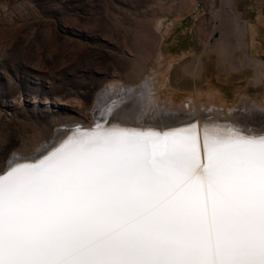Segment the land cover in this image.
Returning a JSON list of instances; mask_svg holds the SVG:
<instances>
[{"label":"snow or ice","instance_id":"obj_1","mask_svg":"<svg viewBox=\"0 0 264 264\" xmlns=\"http://www.w3.org/2000/svg\"><path fill=\"white\" fill-rule=\"evenodd\" d=\"M125 103L0 173V264H264V133L110 123Z\"/></svg>","mask_w":264,"mask_h":264},{"label":"rangeland","instance_id":"obj_2","mask_svg":"<svg viewBox=\"0 0 264 264\" xmlns=\"http://www.w3.org/2000/svg\"><path fill=\"white\" fill-rule=\"evenodd\" d=\"M233 3L247 29L240 44L228 36L223 51L213 45L222 27L212 14L222 0L186 9L175 0H0V166L13 154L40 151L56 128L89 124L99 92L117 84L136 86L145 96L140 107H152L141 112L144 130L161 127L156 105L210 102L193 95L206 86L225 95L210 113L264 115V76L254 82L247 63L250 56L264 64V24L258 29L257 21L264 0ZM232 58L242 62L233 66ZM197 60L202 75L189 67ZM166 84L176 102L160 95Z\"/></svg>","mask_w":264,"mask_h":264},{"label":"bare ground","instance_id":"obj_3","mask_svg":"<svg viewBox=\"0 0 264 264\" xmlns=\"http://www.w3.org/2000/svg\"><path fill=\"white\" fill-rule=\"evenodd\" d=\"M222 1H223L222 8L219 11L212 13L214 14L213 15L214 19L218 20L219 23H222V26H223L222 27L223 29H221L222 30V35H220L221 38L217 40L213 45L220 47L223 51H226L225 47L227 46V42L225 40L228 38V36L233 35L237 37V39L239 40V44H240L241 42L240 40L244 34V31L247 29V25H246L247 22L242 21L240 17V13H238V11L234 7L233 0H222ZM257 21H258V26H259L258 29H260L261 23L264 24V16L259 15L257 18ZM228 27L230 28V30H227L229 29ZM250 31L253 37L257 33V29L253 25L250 26ZM241 62L242 61L240 60V58L231 59V63L233 66H236L240 64ZM247 63H249L254 68L255 75H254L253 81L258 82L262 80L264 76L263 62L260 60L255 61L250 56H248ZM195 69L198 70L199 67L195 66ZM109 88L113 89V91L111 93L106 94V90ZM107 89L104 90V92L102 91L103 93L99 92L101 95L98 98L96 105L98 104L105 105L113 99L119 100L120 98L124 96H127L128 98V103L123 104V107L122 108L119 107L120 109L118 110H116L118 107L115 109L116 111H114L113 117H111L109 122L119 123L121 124V126L128 127V128H136V129L143 128L145 116L144 114H141V112L150 111L152 107L150 108L148 105H145L144 107H140V104L142 103V99L145 96L143 95V93H139V88H137L136 86H127V85L124 86V85L117 84V85L109 86L107 87ZM208 93H209L208 100L210 102L205 103V104L203 103L202 105L199 103H193L192 107H189L187 105L188 107L180 106L179 108L177 107L176 109L175 108L168 109L166 105H163V104L156 105L157 111L154 114L155 115L154 118L158 122V124L161 126L160 129L165 128V131H166L169 128H180L190 123L199 122L201 127L205 123H210V124L216 123L220 125H230L233 128H238L245 134L264 133V126H262V124H264V119H263L264 115H261L260 117L257 118L258 113H254V112H252L253 113L252 116H250V114H247V113H239V112H232V113L223 112L222 115H219L216 113H210L209 110L215 107L213 102L215 100H218V101L223 100L225 98V95L221 94V92H219V90L216 88H210ZM97 110H98L97 113L100 114L99 109ZM137 113H140L141 116L138 117ZM100 117L101 116L97 118H100ZM70 120L77 121L78 119L73 118ZM257 120H260L258 121L259 123H257ZM251 123L254 125L261 124V127H256L252 125ZM78 124L85 126L86 128H90L88 127L90 123L89 124L78 123ZM155 130L156 129H152V131H155ZM79 134L80 133L78 131L73 132L71 131V129H68V128H56L54 135H50V137H52L51 142H47L43 144L40 151L36 152L37 151L36 150L35 152L34 151L31 153L28 152L26 155H21V156H16V157H14V154L11 155L10 158L11 157L13 158L9 160L7 164L0 166V173L3 170H5L7 167H10L14 165L15 163H19V161L17 160L23 159V160H29L26 162H31L39 154L46 151L48 147L50 148L51 146L57 144L54 148H59L68 139H71L74 136H77ZM52 150L53 148L49 150L48 152Z\"/></svg>","mask_w":264,"mask_h":264},{"label":"crops","instance_id":"obj_4","mask_svg":"<svg viewBox=\"0 0 264 264\" xmlns=\"http://www.w3.org/2000/svg\"><path fill=\"white\" fill-rule=\"evenodd\" d=\"M198 2H199V0H175V3L178 6H180L181 9H186V8H191L192 6H196L198 4ZM222 6H223V1H222L221 8H222ZM220 24H221V27H223L222 23H220ZM221 29H223V28H221ZM194 65L199 67V69L198 70L195 69ZM189 67H190L191 70L194 71V73L202 75L203 63H202L201 60L193 61L192 63H190ZM210 87L214 88L212 86H210ZM210 87L206 86L205 89L200 88V87L196 89V91H195V93L193 95L195 96L197 101L208 100V96H209L208 92H209ZM160 95L163 96V97H166L171 102H176L178 100L177 93L176 92H170V90L168 88V84L165 85V89L161 91Z\"/></svg>","mask_w":264,"mask_h":264},{"label":"water","instance_id":"obj_5","mask_svg":"<svg viewBox=\"0 0 264 264\" xmlns=\"http://www.w3.org/2000/svg\"><path fill=\"white\" fill-rule=\"evenodd\" d=\"M103 125V124H102Z\"/></svg>","mask_w":264,"mask_h":264}]
</instances>
